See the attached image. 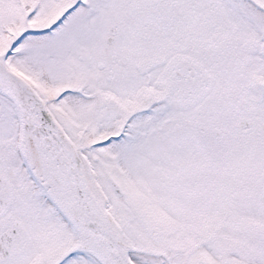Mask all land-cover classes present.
Instances as JSON below:
<instances>
[{
    "label": "snow or ice",
    "instance_id": "1",
    "mask_svg": "<svg viewBox=\"0 0 264 264\" xmlns=\"http://www.w3.org/2000/svg\"><path fill=\"white\" fill-rule=\"evenodd\" d=\"M0 264H264V0H0Z\"/></svg>",
    "mask_w": 264,
    "mask_h": 264
}]
</instances>
